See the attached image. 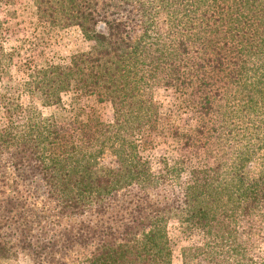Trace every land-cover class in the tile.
Listing matches in <instances>:
<instances>
[{
    "label": "trees",
    "instance_id": "16d2710c",
    "mask_svg": "<svg viewBox=\"0 0 264 264\" xmlns=\"http://www.w3.org/2000/svg\"><path fill=\"white\" fill-rule=\"evenodd\" d=\"M32 2L40 26L77 29L87 48L30 66L8 85L15 103L0 90V264H171V222L199 238L182 264H264L239 234L264 206V0ZM167 87L193 127L165 121L153 94ZM64 94L109 102L112 120L43 112ZM154 134L184 152L157 170ZM198 150L210 165L179 163Z\"/></svg>",
    "mask_w": 264,
    "mask_h": 264
},
{
    "label": "rangeland",
    "instance_id": "374dc122",
    "mask_svg": "<svg viewBox=\"0 0 264 264\" xmlns=\"http://www.w3.org/2000/svg\"><path fill=\"white\" fill-rule=\"evenodd\" d=\"M0 17L8 18L7 47L13 53V61L15 63L10 68V74L4 75L0 83V90H5L9 100L14 103L18 99L15 93L12 94V91H7L8 85H11L14 79L25 78L29 73L30 66L52 62L65 65L73 52L87 48V42L84 41L77 29H47L40 26L32 0H15L11 5L0 4ZM153 95L155 102L160 107L161 114H163L166 118L165 121L170 125L187 129L196 124L195 111L184 101L181 91L171 87L156 88ZM20 101L23 104L37 102L36 99H31L30 96H24L20 98ZM62 106L64 110L59 109L57 106L42 110L44 113L52 112L56 114L61 122L73 117L76 119L79 115H81V120H83L86 117V113L97 115L104 122L112 120L110 103H100L93 96L72 98L71 94H64L62 96ZM72 132L75 133V130L72 129ZM165 140H167L166 137L162 138L160 135L154 134L152 144L145 148L144 155L151 159L155 170L162 167L164 160L173 162L179 159L181 154H184V152H176L173 146H170ZM188 152H191V150ZM187 154L189 156L184 158H188V160L179 161L185 168L191 165L211 164V161L204 157L201 150ZM239 226L240 239L247 240L253 251L264 259V206L257 220H255L254 231H248L247 234L246 231H243V223H240ZM177 227L176 222H171L168 225V236L171 242V264H182L181 248L199 242L198 236L188 239L181 237Z\"/></svg>",
    "mask_w": 264,
    "mask_h": 264
}]
</instances>
